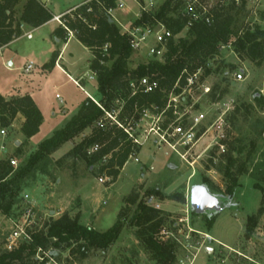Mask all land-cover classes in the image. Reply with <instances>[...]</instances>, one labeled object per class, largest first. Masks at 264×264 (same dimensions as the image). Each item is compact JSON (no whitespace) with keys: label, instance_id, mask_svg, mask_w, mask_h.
<instances>
[{"label":"rangeland","instance_id":"obj_1","mask_svg":"<svg viewBox=\"0 0 264 264\" xmlns=\"http://www.w3.org/2000/svg\"><path fill=\"white\" fill-rule=\"evenodd\" d=\"M26 1L21 0L16 8V20ZM81 1L50 0L49 6L58 14ZM150 1L157 6L164 2L123 0L125 8L114 12L113 19L121 30L122 26L129 27L141 11L138 3L146 5ZM228 11L232 17L231 41L220 48L219 54L209 60L206 67L198 70L193 90L189 92L184 88L176 102L166 108V114L149 111L138 121L131 122L132 133L137 134L144 145L129 159L116 182L101 170L102 164L89 168L82 159L68 155L82 137L72 143L69 151L64 148L59 153L54 152L31 169L20 183L17 204L8 214L0 213V255L29 242L21 235L16 237L14 246L11 244V236L20 229L30 237L44 232L51 220L64 215L100 233L106 232L116 223L120 213L122 219L132 214L136 206L128 205L127 199L136 193L139 201H149L151 206L168 214L156 236L161 243H176L177 258L173 264H264V214L249 237L246 236L248 218L257 214L263 198L255 186L264 188V62L256 66L245 56L238 55L232 45L236 35L244 30L264 29V0H226V8L221 14ZM56 22L60 26L62 19ZM26 28L22 38L0 50V92L6 96L37 94L45 122L32 141L20 137L19 122L12 128L0 126V131L5 129L8 134L0 135V160H16L14 168L17 172L37 152L38 144L50 137L52 129L62 128V117L53 118L52 111L61 114L66 109H74L84 98L79 88L56 71L48 80L41 75L38 66L31 74L24 73L31 57L43 61L44 49L52 39L50 25L33 32L32 40L25 37L31 29ZM187 33L185 30L175 38H185ZM168 51L167 48L164 58L152 57L147 50L135 52L131 67L164 62ZM68 55L81 73L88 70L89 59H93V55L76 40L70 44ZM10 62H13L12 66H9ZM85 74L89 81L90 73ZM238 75H242L243 80H238ZM93 83L97 87L96 78ZM223 91H226L224 97L214 102L212 96H219ZM200 114L206 119L201 127L192 130V118ZM176 126L182 127L183 133L192 130V142L183 135H174ZM89 133L90 130L85 132L86 135ZM18 139L21 142L16 144ZM232 178H237L240 186L231 197L225 191ZM206 179L210 182L212 195L224 208L221 212L209 211L193 216L191 191L195 186H204ZM151 192L167 197L181 194L186 203L160 200L157 196L150 199ZM126 208H130V214ZM205 215L217 217L210 232ZM75 248L77 245H52L31 257L25 255L23 263L14 264H157L140 242L137 230L128 226L105 250L93 248L82 256L74 253Z\"/></svg>","mask_w":264,"mask_h":264},{"label":"trees","instance_id":"obj_2","mask_svg":"<svg viewBox=\"0 0 264 264\" xmlns=\"http://www.w3.org/2000/svg\"><path fill=\"white\" fill-rule=\"evenodd\" d=\"M20 1L0 0V50L23 35L22 25L37 29L54 19L53 13L43 2L27 0L16 20L15 10ZM117 2L118 0H89L61 16L62 23L53 35L61 43H66L72 32L77 41L91 51L93 59L90 61V70L97 82V103L87 98L65 127L43 141L26 166L18 172L10 160H0V213L8 214L17 204L21 181L39 161L79 137L82 140L74 145L68 155L82 159L89 168L102 164L101 170L116 182L129 159L142 147L130 136L134 130L131 122L138 121L145 111H165L170 95H179L187 86L188 77L206 67L208 61L218 55L220 48L230 43L233 36L232 17L228 11L220 14L213 25L196 24L188 30L185 38L176 39L185 28L186 21L179 17L171 0H167L155 14L144 13L142 19L134 22L135 25H144L160 21L173 33L174 38L169 43L164 62L140 63L133 68L131 64L135 52L130 48L127 37L121 35L119 25L108 14L109 10L117 8ZM232 45L238 55L245 56L256 66L263 64L264 29L248 28L236 35ZM58 56L59 51L53 53L48 67L55 65ZM143 78L156 82L157 89L148 93L134 90L132 84ZM178 82L179 86L176 87ZM225 94L226 91H223L219 96H212L213 101H220ZM19 114L25 118L21 128L24 137L31 139L38 135L44 117L34 100L28 95L6 100L0 94V126L10 128ZM108 115L115 118V121ZM87 130H90L88 135L85 134ZM133 136L137 138L138 135ZM95 146H98V150L92 151ZM203 184L212 194L210 182L206 179ZM239 186L237 178H232L225 194L232 197ZM255 188L260 190L263 198L257 214L248 218L247 237L264 214V188L257 185ZM149 195L150 199L157 196L160 200L186 203L181 194L167 197L159 192H151ZM127 204L136 206L132 214L122 219L120 213L116 223L103 233L80 224L69 215L51 220L46 225V230L32 234L27 244L1 254L0 264L23 263L25 255L31 257L38 250L52 245H77L74 253L86 256L90 249L109 248L119 239L126 226L137 230L140 242L157 264H173L177 258L176 243H161L156 236L168 214L151 206L149 201H139L136 193L130 194ZM126 209L130 214V208ZM192 215L196 216L194 211ZM204 217L210 232L217 217Z\"/></svg>","mask_w":264,"mask_h":264},{"label":"built area","instance_id":"obj_3","mask_svg":"<svg viewBox=\"0 0 264 264\" xmlns=\"http://www.w3.org/2000/svg\"><path fill=\"white\" fill-rule=\"evenodd\" d=\"M167 0H164V2L157 6L158 4H155L154 1H150L146 3V5H142L138 3V6L140 7V12L136 14V21L142 19L143 14H155L160 7L166 2ZM172 7L177 10V14L179 17H181L183 20L186 21L185 30H189L191 27H193L196 24H205V25H213L217 19V17L222 13L224 8H226V0H171ZM122 8H125V3L123 0H118L117 2V8L111 9L108 11V14L113 18L114 12L117 10H120ZM61 17H56L55 20L60 22ZM61 24V22H60ZM182 31V32H183ZM73 33L70 32V35ZM121 35L126 36L130 48L134 52H142L144 50H147L148 54L152 57H158L164 58V52L167 50L168 45L172 38H174L173 33L166 27V25L160 21H155L153 24H144V25H135L132 23L129 27L122 26ZM26 37L28 39H32L31 34H27ZM34 69V64L31 62L24 68V73L27 75L31 74V72ZM198 71L193 75L188 77L187 79V86L185 89L187 91L191 92L193 89V86L197 83L198 78ZM90 80H95V76H90ZM238 80H243L242 75L237 76ZM77 86L79 84L75 82ZM179 86V82L176 84V87ZM158 87V84L156 82H151L148 78H143L137 83L132 84V88L134 90H143L144 92H152L156 90ZM209 90H206V93H208ZM179 95L171 94L169 97V104L168 107H171L172 102H176L177 97ZM57 98L60 99L59 95H57ZM92 99V98H91ZM94 102H96L94 99H92ZM97 103V102H96ZM149 111H145L144 115ZM162 113H166V110ZM143 115V116H144ZM110 119L115 121V118H113L111 115H108ZM206 119L205 115L200 114L199 116H195L192 118V130L196 129L197 127H201L203 125L204 120ZM210 127V126H209ZM209 127L207 129H209ZM185 132L183 133V129L180 126H176L174 128V135H183L187 137L188 142H192L194 139V133L193 131ZM0 135L5 137L7 136V131L5 129L0 131ZM131 138H133L134 142L137 144H140L143 146L144 144L137 138L133 136V134H130ZM222 148V151H224V148ZM2 150H5V147H2ZM98 146L93 147L92 151H97ZM135 162H139L138 159H135ZM10 163L13 167L17 166V161L14 159L10 160ZM102 183H104V180H100ZM21 231L16 232L14 235L11 236V244L14 246L16 242V237H20L21 235H25L26 238L31 240V238L24 232L23 229H20ZM12 248V247H11Z\"/></svg>","mask_w":264,"mask_h":264},{"label":"crops","instance_id":"obj_4","mask_svg":"<svg viewBox=\"0 0 264 264\" xmlns=\"http://www.w3.org/2000/svg\"><path fill=\"white\" fill-rule=\"evenodd\" d=\"M40 1V0H39ZM89 0H82L80 3H77L76 5L66 9L65 11L63 12H60L58 14H55L54 12H52V9L50 8L49 6V3H50V0H45L42 2L47 6L48 9L51 10V12L53 13V16H54V19L50 22H48L47 24H45L44 26L40 27V28H37V29H30V32L28 31L27 34H31L32 35V39L34 38L33 37V32H38L40 30H42L44 27L46 26H51V30H50V34H51V40L49 41L48 45L45 47V51L43 52L42 54V57H43V61H38L36 60L34 57H31V59H29V63H33L34 64V68L36 66H38L40 69H41V75H43L44 77L47 78V80L49 79V76L51 74H53L54 71H56L60 76H65L69 81H71L77 88H79V90L83 93L84 95V98H82L81 100H79V102L77 103L76 107L74 109H66L63 113L60 114V112H56L55 110L52 111V114L51 116L53 118H58L59 116L62 117V128L65 127V125L72 119L73 116H75L79 110V107L81 106V104L87 99V98H92L95 100V98H98L99 94H98V91H97V87L95 86V84L93 83V81L95 80H90L89 81H86V78H85V73L89 72L90 73V76H93V73L91 72L90 70V61L92 59V57L89 59V63L87 64V68L88 70L85 72V73H81L80 70H78L77 68V64L73 61L72 57H70L68 55V51H69V48H70V44L77 39L74 37V35H70L69 36V39L66 43H61L58 39H56L53 35L55 29L58 27V24L55 20L56 17H61L63 14L75 9L76 7L84 4L85 2H87ZM28 27V26H26ZM25 25H22V32H23V35L25 33ZM27 29V28H26ZM22 35V36H23ZM25 35V37H26ZM19 37L20 38H22ZM27 38V37H26ZM28 39V38H27ZM32 39H28V40H32ZM18 39L14 40L12 43H10L9 45L13 44L14 42H16ZM80 43V42H79ZM81 44V43H80ZM87 49V48H86ZM88 50V49H87ZM56 51H59V56L57 57V60L55 62V65L54 66H51V67H48V64L50 63L51 61V57L53 55L54 52ZM89 51V50H88ZM91 53V51H89ZM92 55V53H91ZM28 63V64H29ZM13 62H10L9 63V66H12ZM27 64V65H28ZM34 70V69H33ZM33 72V71H32ZM31 72V73H32ZM52 77V76H51ZM46 80V81H47ZM85 80V81H84ZM75 82H77L79 84V86H77L75 84ZM0 94L6 99V100H12L14 98H19V97H23V96H30L34 102L36 103V105L39 107L40 111L42 112L43 114V117H44V121H43V124L45 122V115L39 105V102L37 100V94L35 93H25V94H16V95H10V96H6L4 94H2L0 92ZM14 96V97H13ZM42 98V97H41ZM57 98V96H56ZM62 103V101H61ZM25 121V118L19 114L17 116V118L15 119V121L13 122L12 127L15 126V123L16 122H19V134L21 135L20 137H24V135L22 134L21 132V128L23 126V123ZM42 124V126H43ZM41 126V128H42ZM41 128H40V132H41ZM61 128V129H62ZM58 131V130H57ZM39 132V133H40ZM55 129H52L51 133L48 135L50 136L49 138H51L53 136V134L55 133ZM36 137V136H35ZM35 137L29 139V140H34ZM48 138V139H49ZM19 142H21L19 139L16 141V144H19ZM42 143V142H41ZM40 143V144H41ZM73 142H68L66 144H64L63 146H61L55 153H59L60 151H63L64 148L66 149L65 151H69V149H72L70 147H72V144ZM38 144V146L40 145ZM71 145V146H69ZM71 151V150H70ZM2 159V158H1ZM212 237V236H211ZM212 240H215L214 238H211ZM218 244H220V246H223L225 248H227L228 250L232 251L235 249L228 246V245H224L222 244L221 242L219 241H216Z\"/></svg>","mask_w":264,"mask_h":264},{"label":"water","instance_id":"obj_5","mask_svg":"<svg viewBox=\"0 0 264 264\" xmlns=\"http://www.w3.org/2000/svg\"><path fill=\"white\" fill-rule=\"evenodd\" d=\"M190 205L196 215H203L209 211L221 212L223 206L205 186H195L191 191Z\"/></svg>","mask_w":264,"mask_h":264}]
</instances>
